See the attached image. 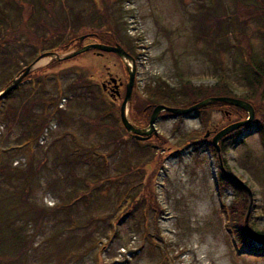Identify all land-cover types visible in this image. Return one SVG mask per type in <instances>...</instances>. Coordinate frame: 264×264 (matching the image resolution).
<instances>
[{"label":"rangeland","instance_id":"1","mask_svg":"<svg viewBox=\"0 0 264 264\" xmlns=\"http://www.w3.org/2000/svg\"><path fill=\"white\" fill-rule=\"evenodd\" d=\"M39 1L45 3L44 0ZM53 1L55 3L50 4L53 13L66 10L68 0ZM92 1L96 7L104 10L108 0ZM226 4L228 14L223 11L220 13L225 14L234 24L229 29L223 26L224 39L230 43L226 49L218 45L219 40H213V31L204 33V27H210L209 24L207 26L208 19L214 16L209 13V0H130L123 4L125 12H128L124 19L127 22V34L137 39L132 49L137 76L128 113L130 121L137 128L145 130L149 127L150 110L157 106L156 101L161 97L157 91L159 84L178 87L185 78L194 85L211 87L217 84V72L232 66V53L264 50L259 35L264 28L247 20V15L240 13L237 16L232 0H226ZM80 7L87 12L94 9L89 0H81ZM29 8V14L32 15ZM37 9L39 12L42 7L37 5ZM24 18L28 20V16ZM36 18H40L38 13L30 16L26 38L13 42L20 49V58L17 60L20 64L11 72L14 80L26 69L33 66V70L28 74L27 82L18 86H22L20 93L28 94V97L25 93L21 95L28 99L27 103L16 97L7 99L8 96L0 102V154H7L2 156L0 162L22 169L33 160L35 165L41 164L42 173L34 177L30 184V201L45 208H54L59 203L63 212L58 213V218L64 219L70 214L76 227H67V223L60 224L64 226L63 231L59 232L60 228L54 231L61 235L60 240L53 241L48 249L42 250L40 247L36 249L37 253L26 255L27 263L60 264L57 258L51 257L47 262L45 252L51 251L59 257V253L66 249L74 254L65 264H264V255L251 257L250 251L236 249L227 230L228 218L222 210L223 206L232 209L236 201L239 204L247 200L246 220L249 214L250 224L264 225V134L255 121L237 137L227 141L229 151H220V160L211 153L207 143H212L215 134L225 127L247 120L248 114L240 120H234L232 111L223 107H213L204 114L195 112L183 117L163 113L156 123L158 135L153 134L147 140L137 141L136 145L133 138L123 132L120 121L125 88L119 99H116L115 93L112 96L106 92L107 89L103 90V86L107 82L112 83L114 79L119 81L118 84H128L130 77L126 63L112 53L99 55L93 50L74 59H59L77 52L82 38H85L82 47L105 43L94 36L89 24L83 25L84 29H78L72 37L74 41L67 45L65 40L68 37L65 38L63 31L56 36L51 32L49 23L35 27ZM18 21L12 41L25 30L20 25L21 20ZM51 21L52 16H48L47 22L51 24ZM55 24L58 25L56 21ZM27 37L31 39L30 43H27ZM57 42H63V48L68 47V51L55 48L50 51ZM14 45L12 47L16 49ZM47 54H56L59 58L45 56ZM82 76L90 80L91 88L94 89L91 101L96 103H91L103 108L104 114L99 116L100 128L95 119L98 116L92 107L79 102L73 97V92H68ZM0 85H4V82H0ZM31 86L39 89V94L48 104L54 93L62 97L59 108L66 114L63 119L52 118L47 131L44 130L38 144H35L36 148L33 143L27 145L30 147L29 154H16L15 150L23 148L18 142L22 128L18 121L13 125L8 120L7 110L4 109L14 104L20 106L22 112L26 104L32 103L33 110L39 111L37 94L29 92L33 88ZM114 87L112 90H116ZM192 102L191 99H180L177 104L166 105L186 108ZM112 114L114 125L108 119ZM257 118L263 122L261 114L256 113V121ZM115 125L119 131V140L113 135L114 132L110 134V126ZM87 126L96 128V131L87 132ZM208 133L211 136L206 138ZM66 146L72 151L77 150L78 154L80 150H85L86 157L93 165L98 167L101 163L103 169L107 168L113 176L121 173L124 176L114 179L111 184H101L98 192L94 190L95 196L89 195L82 185L80 187L79 180L73 181L68 170L58 162V156L64 154ZM96 149L97 155L91 154L89 157L88 153ZM121 164L123 167L119 168ZM219 164L224 169L223 175L225 172L244 181L252 192L251 196H242L240 192L226 187L220 195L216 184ZM129 167L132 170L126 172ZM54 184H60L59 189L54 188ZM143 184L149 185V188H144ZM9 187L13 190L18 188L19 192L21 185L16 182L15 186ZM80 188L84 190L79 191ZM141 189L139 198H149V194L154 193L159 203L156 209L159 206L163 208L159 226L165 240L156 235L153 226L150 228L152 236L144 237V228L135 232L133 221L122 218L125 217V210L129 209L131 198L139 194ZM70 206L74 209L72 213L66 214ZM152 213L151 217L154 218L157 211L153 210ZM53 224L55 221L48 222L50 226ZM32 233L33 230L27 234L30 244ZM118 233L117 238L115 236ZM46 235L49 236V232ZM82 244L84 248L80 247Z\"/></svg>","mask_w":264,"mask_h":264},{"label":"trees","instance_id":"2","mask_svg":"<svg viewBox=\"0 0 264 264\" xmlns=\"http://www.w3.org/2000/svg\"><path fill=\"white\" fill-rule=\"evenodd\" d=\"M44 1L45 3H41L39 0H0V82H4V85H0V92L14 80V75H11V72L17 69V65L19 66L20 64L17 62L18 58H20V49H18V47H16L13 42L19 41L22 38H26V34L29 30L28 24L30 23V16H35L37 13L39 14L40 18H36L34 26H45L46 23H49L51 26V32L56 36H58L60 31L64 32L65 38L68 37L65 40L66 44L72 43L74 41L72 37L75 33H77L78 29H84L83 25L90 24L89 26H91L92 33L95 34L94 36L98 40H101V42L109 45H116L117 43H120L132 56H134L132 49L137 39L128 36L127 22L124 21L126 17L125 13L128 12H125V5L123 4L129 2L130 0H117L116 2L108 0L107 4L103 8L104 10H100L98 7H96L92 0H89V2H91V6L94 7V9H91L88 12L84 8L80 7L81 0H68V6H66V10L60 13L56 11L55 13L52 12L53 10H51L50 4L55 3L53 0ZM232 1L235 5L237 16L240 13L244 14L245 16L247 15V20L253 21L258 24L259 27L264 28V0ZM209 3L211 4L209 13L214 16L208 19L207 26L209 24L210 27L208 29L204 27L206 30L204 33L213 31V40H219L218 45H221L224 47V49H226V47L230 46V43L224 39L225 33H223V26L229 29L230 26L233 27L234 25L225 15L228 14L226 12V0H209ZM37 5L42 7V10L39 12ZM28 6H30V8ZM63 7L61 10H63ZM27 8L30 9L32 15L29 14V10ZM220 11H223L225 14H221ZM25 16H28V20H25ZM48 16H52V25L50 22H47ZM18 20H21L20 25L25 27V30L21 36L15 38L14 41H12L17 24L19 23ZM211 20L213 22H210ZM55 21L58 23V25H60V27L56 24L54 25ZM204 21L205 20H203V22ZM225 23L227 24L225 25ZM238 27L240 28V26ZM4 32L7 34L5 35ZM259 35H261V46L262 49H264V30H261ZM26 40L27 43L31 42V39L28 37ZM79 43L81 48L83 43L81 39ZM12 45H14L16 49L12 47ZM24 47L27 48L25 45ZM63 47V42H57L53 47L50 48V51L54 48L60 49L62 51H68V47L65 49ZM230 51L231 50H229V53ZM231 55L232 66L228 69L223 68L221 72H217V84L211 87H204L202 85L197 86L185 78L183 80L184 82H182V84H180L178 87L172 88L167 84H159V86H157V91L161 94V97L156 101V104H177L178 100L180 99H191L194 101L192 102L193 105L211 97L239 98L250 102L255 108L257 115L261 114L263 116V122H260L258 118L257 121L256 119L254 120V123L258 126L263 135L264 126L261 125L262 123L264 124V50L259 52L253 50L252 52L247 53L241 50L240 52H236L235 54L232 53ZM32 62L33 61H31V63ZM31 63L29 62L28 64ZM18 73L19 71H17L16 74L18 75ZM27 79H29V76H27V78L21 83L22 86ZM89 81L90 80H88L85 76H82L79 79V82H76V86L70 87L68 92H73V97H75L76 100L81 103H86L92 107L98 116L95 119L98 121L96 124L100 128L102 126L100 122L101 118L99 116L104 114V112L103 108L100 106L95 107V105L91 103L95 102L91 101V97L94 95V93H92L94 89L91 88L92 85L91 82L89 83ZM21 87H18L12 93H10L7 99H10V97H16L17 100L19 98L21 102L25 101L27 103L28 99L26 97H28V94L25 92L20 93ZM31 87H33V90L31 89L29 92L33 95L37 94L36 100L37 103H40V106H38L39 111H34L32 103L30 102V104H26L24 106L22 112L20 106L18 107L14 104H9V106L4 109V111L7 110L8 120L12 122L13 125L15 121H18L22 128V131L18 136V142L23 146V148L15 150L17 152L16 154L21 152L24 154H29L30 147L27 145L33 143V146L35 147V144H38L41 136L43 135L44 130H46L51 123L52 118L57 117L59 119H63V116L66 114L64 110L59 108V102L61 101L62 97L57 96V94L54 93L56 96L53 94L48 104L44 99H42L41 94H39V89L36 90L34 86ZM24 93L26 97H21V95H24ZM1 101L4 100H0V102ZM189 106L191 105H188V107ZM213 107H223L230 109L232 111L234 120H240L243 115L246 116L247 114L246 111L241 108L229 106L223 103H216L211 106L201 108L197 113L204 114L207 110ZM152 111L153 110H150V112ZM112 118H114L113 114L108 118L111 120L109 123L114 125V119L112 120ZM249 126L250 125L241 128L225 137L220 142L221 153H226L229 151L230 147L227 143L229 139L237 137ZM115 127L110 126V128H112V132L110 130L109 131L110 134H113L114 132L113 135L117 140H119V131L117 130V127ZM95 129L96 128H93L92 126H87V132L89 133H94L96 131ZM122 129L124 133H127L123 127ZM133 141L137 145L138 142L134 139ZM208 149L215 156V158L219 159L217 150L211 142L208 143ZM35 151L32 152L33 159L35 157ZM91 154L97 155V149L95 152L90 151L88 153L89 157ZM5 155L7 156V154ZM5 155L0 154V160L2 159V156ZM86 155L87 153H85V150H80L78 154L77 150L72 151L69 146H66L64 154L58 156V159L60 157L58 162H60V165L68 170L73 181L79 180L80 187L82 185V187L85 188L86 193H89V195L95 196L93 192L94 190L98 192L99 186L101 184H111L114 179H120L124 176L123 173L113 176V174L110 173L111 171H107V168L103 169L101 163L98 167L93 165L91 160L87 158ZM120 167H123L122 164L119 166V168ZM42 168L43 167L41 164L35 165L34 160L24 169L18 167L15 168L11 164H4L0 162V264H28V258L26 255L30 256L33 252L34 254L37 253L38 251L36 249L40 247L42 250H44V248L48 249L52 246H50V244L53 243V241L55 242L60 240L59 237H61V235L54 232L59 228V232L63 231L62 228L64 226H59L60 224L67 223V227H76L75 221L69 214L72 213L74 209L72 206H70L66 211V214L69 215L64 219H61L58 218V213L63 212V209L61 205L59 206V203L54 208H45L30 201V184L33 182L34 177L37 178L42 173ZM219 169L220 171L217 174L216 184L219 188L220 195L225 192V187L236 192H240L242 196L249 194L247 188H245L242 184L223 175L220 164ZM131 170V167H129L128 170L126 169V172ZM78 173L80 174V177H78ZM83 175L84 177H82ZM14 181L21 185L19 192H17L18 188L13 190L9 187L16 185V182ZM3 184H8L9 186L5 187ZM54 185V188L59 189L60 184ZM94 186H97V189ZM143 187L148 189L149 185L144 186L143 184ZM82 190L84 189H79V191ZM141 192L142 189L139 194L137 193L135 197L131 198L132 202L128 207L129 209L125 210V217L123 216L122 218H127L128 220L133 221L134 228L136 229L134 230L135 232L144 228V237L152 236L150 228L153 226L156 235L162 239L163 237L161 228L159 226V219L160 213L163 212V208L159 206L158 209H156L158 199L154 193H150L149 198L146 196L139 198ZM9 201L11 202V205ZM233 205L234 206L232 209L223 206L222 210L225 212L226 217L228 218L227 230L229 231L232 241L236 245V249L250 251L251 257L257 254L264 255V225L260 226L256 223H249L250 231L248 232L246 226V206H248V201H242V203L240 202L239 204H237L236 201ZM153 210L157 211V215H153L154 218L151 217ZM123 219H121V221ZM49 221H55V224L50 226L48 225ZM32 230L33 240L32 244H30L29 240L27 239V234L29 231L32 232ZM48 232L50 234L49 236L46 235ZM90 234L94 235L93 232H90ZM115 237L118 238L119 233ZM40 239L41 241L38 242ZM36 243L37 246H35ZM83 245L84 244H82L80 247L84 248ZM7 250H9V252H7ZM45 253H47L46 256H48V258H45L47 262L50 261L49 258L51 257L57 258L60 264H65V261L71 258V254H74L73 251L69 253V251L66 249H63L59 253V257L62 258L52 254L51 251ZM255 257L257 258L258 256Z\"/></svg>","mask_w":264,"mask_h":264},{"label":"water","instance_id":"3","mask_svg":"<svg viewBox=\"0 0 264 264\" xmlns=\"http://www.w3.org/2000/svg\"><path fill=\"white\" fill-rule=\"evenodd\" d=\"M85 38H82L84 40ZM90 50H96L101 53H113L117 56H119L126 64L129 72V83L127 85V91H126V96L124 98V101L121 106V121L124 126V128L127 130V132L136 140H147L153 136V134L158 135L157 129H156V123L160 118V115L163 112H168L174 116H185V115H190L193 114L195 111L200 110L201 108H205L208 106H211L216 103H223L227 104L230 106H235L238 108H241L245 110L248 115L249 119L241 122H237L234 124H231L224 129H222L220 132L215 134V136L212 139L213 145L217 148L218 153H220V148H219V143L220 141L227 137L229 134L245 127L248 126L250 123H252L255 119V109L250 104L249 102L238 99V98H233V97H213V98H208L206 100H203L202 102H199L197 104L192 105L189 108H170L165 105H158L154 108L150 121H149V127L145 130L139 129L134 126V124L130 121L128 117V105L132 99V93L135 85V78H136V61L133 58L132 55H130L121 45H115V46H110V45H103V44H92L89 46H85L75 52L74 54H71L69 56H66L64 58H59L58 55L56 54H51L52 57H56L62 60H69L74 57H77L78 55H81L83 53H86ZM131 62V68H130V63ZM32 71V67L26 69V71L19 76V78L15 79L10 86H8L3 93L0 94V100L4 99L7 95H9L14 89H16L25 79V77ZM113 82L116 84L117 80H113ZM117 85V84H116ZM117 87V86H116ZM210 133L206 135V138H209ZM223 168V167H222ZM224 170V169H223ZM224 175L227 176L228 178L234 179L236 182L242 184L245 188H247L250 196L252 194L250 188L246 185L244 181H242L240 178L234 176V175H228L227 173L224 172ZM249 214L247 216L246 220V226L248 232L250 231L249 229Z\"/></svg>","mask_w":264,"mask_h":264},{"label":"flooded vegetation","instance_id":"4","mask_svg":"<svg viewBox=\"0 0 264 264\" xmlns=\"http://www.w3.org/2000/svg\"><path fill=\"white\" fill-rule=\"evenodd\" d=\"M117 82L119 83V81H117ZM113 86H114V85H113L112 83L107 82V85H106V87H107V92H110L111 95L115 93V97H116V99L121 98V97H122L121 91H122L124 88H125V91H126V85H125L124 83L120 82V84H119V86L117 87V89L114 90V91H112ZM118 93H119V94H118ZM125 93H126V92H125ZM112 96H114V95H112Z\"/></svg>","mask_w":264,"mask_h":264}]
</instances>
